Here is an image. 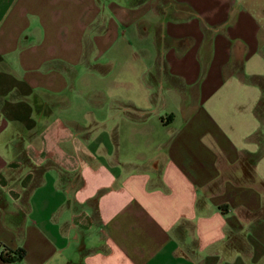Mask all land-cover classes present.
Wrapping results in <instances>:
<instances>
[{
	"label": "crops",
	"instance_id": "obj_1",
	"mask_svg": "<svg viewBox=\"0 0 264 264\" xmlns=\"http://www.w3.org/2000/svg\"><path fill=\"white\" fill-rule=\"evenodd\" d=\"M263 19L0 0V264H264Z\"/></svg>",
	"mask_w": 264,
	"mask_h": 264
},
{
	"label": "rangeland",
	"instance_id": "obj_2",
	"mask_svg": "<svg viewBox=\"0 0 264 264\" xmlns=\"http://www.w3.org/2000/svg\"><path fill=\"white\" fill-rule=\"evenodd\" d=\"M248 2L252 4L253 8L257 13H260V11L262 12V10H264V0H248ZM263 23H264V19H263Z\"/></svg>",
	"mask_w": 264,
	"mask_h": 264
},
{
	"label": "trees",
	"instance_id": "obj_3",
	"mask_svg": "<svg viewBox=\"0 0 264 264\" xmlns=\"http://www.w3.org/2000/svg\"><path fill=\"white\" fill-rule=\"evenodd\" d=\"M22 254H23L22 250H18V251H14V252L7 251L4 258L8 261H12L16 258H20L22 256Z\"/></svg>",
	"mask_w": 264,
	"mask_h": 264
}]
</instances>
